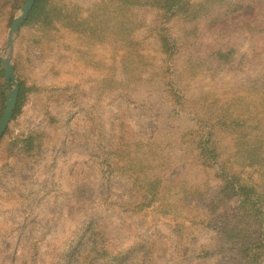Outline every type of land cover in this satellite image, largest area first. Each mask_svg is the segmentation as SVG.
Wrapping results in <instances>:
<instances>
[{
	"label": "rangeland",
	"instance_id": "rangeland-1",
	"mask_svg": "<svg viewBox=\"0 0 264 264\" xmlns=\"http://www.w3.org/2000/svg\"><path fill=\"white\" fill-rule=\"evenodd\" d=\"M25 2L0 264H264V0Z\"/></svg>",
	"mask_w": 264,
	"mask_h": 264
},
{
	"label": "water",
	"instance_id": "water-1",
	"mask_svg": "<svg viewBox=\"0 0 264 264\" xmlns=\"http://www.w3.org/2000/svg\"><path fill=\"white\" fill-rule=\"evenodd\" d=\"M37 0H26L22 7V13L17 16L12 24L9 34V46L10 50H13L14 36L18 31L22 21L30 14ZM3 67L6 73L7 79V94H6V107L4 113L0 119V138L5 134L17 107L20 84L17 81L14 65L11 60V56H8L3 60Z\"/></svg>",
	"mask_w": 264,
	"mask_h": 264
},
{
	"label": "trees",
	"instance_id": "trees-1",
	"mask_svg": "<svg viewBox=\"0 0 264 264\" xmlns=\"http://www.w3.org/2000/svg\"><path fill=\"white\" fill-rule=\"evenodd\" d=\"M43 0H37L34 7H33V10L31 12V15L32 13L36 12L37 10L40 9V4L42 3ZM0 75H3L5 76V71H2V73ZM22 87L20 86V92H19V97H18V103H17V107H16V110H15V114L18 113L19 109L22 107ZM231 233L235 234L236 232L235 231H232L231 230ZM242 248H238L239 250V253L241 255H244L245 257H248L252 262L255 261V259L257 258L258 254H260V249L262 247L261 244L259 245H256L254 247H249L247 246V244H242L241 246Z\"/></svg>",
	"mask_w": 264,
	"mask_h": 264
}]
</instances>
